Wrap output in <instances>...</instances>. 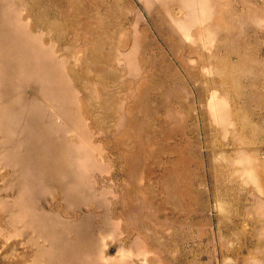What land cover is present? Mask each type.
Wrapping results in <instances>:
<instances>
[{
    "label": "rangeland",
    "instance_id": "obj_1",
    "mask_svg": "<svg viewBox=\"0 0 264 264\" xmlns=\"http://www.w3.org/2000/svg\"><path fill=\"white\" fill-rule=\"evenodd\" d=\"M0 264H264V0H0Z\"/></svg>",
    "mask_w": 264,
    "mask_h": 264
}]
</instances>
